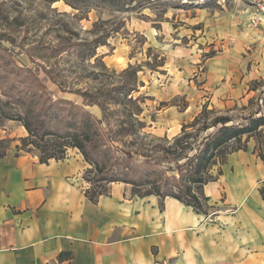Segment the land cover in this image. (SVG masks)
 <instances>
[{"label":"rangeland","instance_id":"1","mask_svg":"<svg viewBox=\"0 0 264 264\" xmlns=\"http://www.w3.org/2000/svg\"><path fill=\"white\" fill-rule=\"evenodd\" d=\"M108 2L112 6L103 0H0V44L14 52L19 67L35 68V60L50 69L64 88L47 82L55 99L83 105L84 98L72 93L77 90L101 101L114 97L108 103V126L113 130L133 126V134L121 137L116 146L132 151L136 165L145 162L140 155L145 153L163 167L170 166L176 157L163 154L184 126L194 148L185 153L195 154L202 138L216 131L203 132V125L194 124L205 107L240 124L264 114V28L261 21L252 23L258 15L249 1ZM94 41L95 57L88 58L84 44ZM70 45V50L54 55H46L43 48ZM129 68L137 75L127 72ZM6 76L20 81L13 74ZM39 77L45 78L44 72ZM123 85L128 86L126 91ZM87 109L102 116L98 107ZM31 142L20 121L0 123V155L39 157L40 149ZM219 167L211 173L216 175ZM156 170L173 175L166 168Z\"/></svg>","mask_w":264,"mask_h":264},{"label":"crops","instance_id":"2","mask_svg":"<svg viewBox=\"0 0 264 264\" xmlns=\"http://www.w3.org/2000/svg\"><path fill=\"white\" fill-rule=\"evenodd\" d=\"M256 146L250 139L204 187L207 214L172 197L137 196L121 182L93 202L77 149L48 164L10 153L0 159V264H264Z\"/></svg>","mask_w":264,"mask_h":264},{"label":"trees","instance_id":"3","mask_svg":"<svg viewBox=\"0 0 264 264\" xmlns=\"http://www.w3.org/2000/svg\"><path fill=\"white\" fill-rule=\"evenodd\" d=\"M103 2L112 6L108 0ZM71 5L73 6L72 3ZM95 44L96 41L84 44L90 53L86 54L88 58L95 57ZM43 48L46 55H54L70 50L72 45ZM13 53L0 44V70L5 71V76L0 72V123L5 120L20 121L32 139L31 144L40 149L39 160L42 164H48L51 160H64L68 150L77 149L89 165L83 178L90 185L86 195L93 202L109 194L112 183L121 182L132 185L133 193L137 196L156 195L163 200L172 197L199 213L207 214L211 207L204 187L217 181L222 175V166L227 163L231 154L246 151L248 142L254 138L257 141L258 155L264 161V114L249 117L240 124L228 115L216 114L205 107L195 118L194 124L203 125V132L211 129L216 131L202 138L195 154L185 153L188 148L191 151L194 148L189 146L191 136L185 132L187 126H184L182 135L177 136L172 148L166 149L163 154L167 156L171 153L176 157V160L170 162V166L163 167L158 159L145 153H140L145 162L136 165L132 151L116 146L121 137L133 134V126L120 127L118 130L108 126L111 113L108 103L114 97L109 95L101 101L87 91L77 90L72 93L84 98L83 105L70 99H55L49 93L47 82L51 81L60 88L62 84L52 71L35 60V68L19 67L13 61ZM4 60H8V63L2 66ZM41 71L45 74L43 79L39 77ZM127 72L137 75V70L133 68H129ZM7 73L20 77V81H13L11 76H6ZM127 87L123 85L122 90L126 91ZM87 107L100 108L102 116L98 117ZM208 119H212L210 124H207ZM176 149H181L182 153ZM4 156L0 155V159ZM183 160L185 161L180 163ZM218 164V173L214 175L211 170ZM161 167L173 175L168 176L165 171L157 173L156 168ZM260 194L264 200V182Z\"/></svg>","mask_w":264,"mask_h":264},{"label":"built area","instance_id":"4","mask_svg":"<svg viewBox=\"0 0 264 264\" xmlns=\"http://www.w3.org/2000/svg\"><path fill=\"white\" fill-rule=\"evenodd\" d=\"M252 6L256 7L258 17L252 19V23L256 24L260 21L264 24V0H247Z\"/></svg>","mask_w":264,"mask_h":264}]
</instances>
